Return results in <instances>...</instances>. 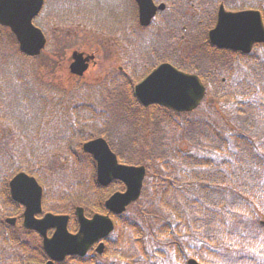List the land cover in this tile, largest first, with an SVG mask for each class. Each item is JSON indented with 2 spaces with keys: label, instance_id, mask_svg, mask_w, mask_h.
<instances>
[{
  "label": "trees",
  "instance_id": "obj_1",
  "mask_svg": "<svg viewBox=\"0 0 264 264\" xmlns=\"http://www.w3.org/2000/svg\"><path fill=\"white\" fill-rule=\"evenodd\" d=\"M220 2L230 5L233 11H264L260 0H194L199 11L197 29L191 28L184 13L182 19L174 16L176 22L162 27L174 41L179 39L177 34L186 32V36L182 34L186 44H199L198 61L189 65L188 55L179 62L180 68L195 72L210 85L199 109L176 113L160 106L142 107L132 97L127 81H123L126 99L119 103L117 127L104 117L96 131L87 132L86 126L97 123L98 111L91 103L72 109L75 121L68 128L71 142L103 137L125 163L144 164L148 171L145 191L153 198L157 196L158 205L164 209L161 213L166 215L157 216L151 207L146 211L139 208L131 219L119 221L122 238L108 240L103 255L68 258L61 264H109L102 260L112 258L120 260V264H138L134 259L139 257L155 264L170 250L176 257L191 255L202 264H220L218 260L245 264L239 250L253 243L247 232L261 229L254 211L264 213V45L255 46L249 55L211 47L206 32L214 23ZM187 5L181 0L168 3L169 8L182 9ZM219 108L225 110V116H217ZM126 133L132 136L127 138ZM127 141L133 148H141L142 155L133 157L124 147ZM78 149L77 144L66 147L73 156ZM15 168L38 174L39 179L44 172L38 163ZM10 169L8 173L13 172ZM56 210L64 211L63 207ZM147 216L155 219L147 227L149 234L144 239V226L139 221ZM184 240L199 245H194L192 251ZM202 244L214 246L208 249ZM229 248L237 254H228ZM43 259L39 252L34 263L40 264ZM258 260L251 264H264V260Z\"/></svg>",
  "mask_w": 264,
  "mask_h": 264
},
{
  "label": "rangeland",
  "instance_id": "obj_2",
  "mask_svg": "<svg viewBox=\"0 0 264 264\" xmlns=\"http://www.w3.org/2000/svg\"><path fill=\"white\" fill-rule=\"evenodd\" d=\"M166 1L171 2L173 0ZM250 1L254 2V0ZM260 1L264 2V0ZM64 5L67 9L64 8ZM48 7L49 13L47 17L50 20L53 19L54 21L52 22L54 23L44 20L45 18L41 20L46 25L40 21L42 23L41 28L45 31L47 37V47L37 62V73L35 69L36 76L40 81L39 83L45 87H49L47 91L43 88H38L32 81L34 79L32 60L19 55L15 49V45L10 41L5 43L0 42V96L2 97L0 98V115L5 118L3 119L0 116L2 118L0 122L4 123L5 131H15L18 141L17 152L22 157V162L16 158L15 140H11V138L2 133L4 131L1 123L0 144L2 148L0 147V152L6 154L8 159H13L12 166L17 164L28 166L38 163L44 169V173L53 187L57 190L54 191L57 202L58 196L67 195L68 190L64 188L67 184L71 187V193L82 192L87 194L84 191L86 189L84 185L82 183L78 185L80 183L78 178L84 179L87 184L90 180V175L86 165L82 169H78V164L71 163L72 153L69 155L64 153L67 150L59 143L60 137L55 133L54 128L59 127L61 123H67L64 120V113L65 115L67 114L66 117L69 120L68 106L72 109L76 102L79 105L86 100L92 102L96 107L99 106V109H105L114 127L119 125L121 113L119 103H123L126 96L124 93L119 92L105 98V94H108L112 89L111 80L108 78L118 75V67L124 65L117 55L123 58V53H121L122 46L118 43H124L126 34L129 39L132 38L134 40L131 56L148 51L149 48H162L165 43H168L169 47L172 48L171 51L175 52L177 50V52H181L182 50L185 59L188 55L195 56L198 53L197 47L199 44H186L184 37L182 40L171 42L170 38L173 37L170 35H167L166 38L162 36L160 28L154 34L141 32L139 35L136 34L135 37L133 30L130 28L132 26L129 24L134 9L132 0H99V7L98 0H48ZM225 7L229 9L230 5L225 4ZM180 8L174 10L173 15L182 19L181 17L184 13L189 18L187 20H190L195 27L191 28L193 30L197 29L196 25L200 22L197 20L198 10L196 5L191 2L185 8ZM260 11L264 15L263 9ZM70 13L78 14V18L71 16ZM81 18L92 21V26L99 28V33L104 30L109 31L113 35L119 33L117 36L119 41L117 42L116 38H109L105 34H99V37H97V34L83 27L77 20L74 22H64L75 19L82 21ZM191 23L190 25H192ZM162 24L163 22L160 26ZM180 25L182 26V23ZM162 33H164V30ZM182 34L186 36V32ZM182 34H177L176 36L180 38ZM123 48L128 54V49L124 46ZM74 51L94 54L95 56L96 65H91L81 80L73 77L69 78L67 71L68 59ZM94 84H99V87L94 86ZM50 88H55L56 90L53 91ZM41 94L45 95L47 101L43 100ZM63 94L68 97L67 100L70 97L69 103L65 106L61 104L62 101H60L59 96ZM45 109L46 113L44 114ZM206 109L207 106L204 105L202 107L203 112ZM217 110L218 117L225 116L224 109L222 111H220V108ZM226 115L227 119H229V112ZM42 119L46 120L40 124ZM74 121L75 115L71 113V122L69 123H73ZM98 126L99 124L96 122L91 124L89 131H96ZM126 135L127 138H130L132 133H126ZM77 141V139L72 141V146L78 144ZM129 142L127 141V145H124V147L132 153V156L138 157L142 155L141 148H133ZM44 144H48V147L43 146ZM81 165L78 166L81 167ZM8 169L9 166L6 160L0 155V178L7 173ZM87 197V201L89 202L91 199L89 190ZM145 205L155 209L157 216L166 215L161 213L164 209L158 205L157 196L153 198L149 194ZM254 214L259 219H262L264 216V213L258 211H254ZM131 215L133 216L134 213ZM154 219V217L147 218L144 223H153ZM252 233H256L255 236ZM247 234L248 238L253 239L252 253L258 255L264 252V236L262 232L258 230L254 232L249 231ZM182 236L188 240L186 234ZM146 237L147 235L144 234V239ZM141 238H143L142 235ZM211 245L214 246V244ZM200 246L208 249L211 247L213 249L209 244H202ZM157 247L159 248L160 244ZM241 254H245V251H241ZM262 257L264 258V255ZM157 264H185V262L181 259L177 260L174 251L170 250ZM220 264H234V262L220 261Z\"/></svg>",
  "mask_w": 264,
  "mask_h": 264
},
{
  "label": "water",
  "instance_id": "obj_3",
  "mask_svg": "<svg viewBox=\"0 0 264 264\" xmlns=\"http://www.w3.org/2000/svg\"><path fill=\"white\" fill-rule=\"evenodd\" d=\"M136 1L139 4L141 23L146 24L154 12L152 1ZM41 4L42 0H0V23L12 28L21 50L29 55L38 54L45 42L42 33L31 25V19L39 11ZM208 40L219 49L249 53L254 44L264 43V26L260 13L254 10L225 12L220 7L215 27L208 32ZM77 68L81 72L84 67ZM204 94L205 89L199 78L179 72L168 64L153 70L134 87L135 97L144 106L159 104L178 112L195 109ZM83 150L97 161L99 183L106 184L112 179H117L125 184L124 193L115 194L106 202L110 211L122 212L125 206L139 197L144 168L119 165L115 155L102 139L85 143ZM24 181L35 183L24 174L18 175L12 183L21 186ZM19 200L24 201L23 198ZM39 211V204L35 205L34 210L28 211L25 225L35 228L43 236V248L50 258L46 264H54V261H61L67 255H84L93 242L107 235L112 229L106 218L94 216L92 220L79 219V232L71 235L66 229V217L47 215L42 221L32 222V212ZM262 225L264 226V220ZM48 226L56 228L51 239L45 236Z\"/></svg>",
  "mask_w": 264,
  "mask_h": 264
},
{
  "label": "flooded vegetation",
  "instance_id": "obj_4",
  "mask_svg": "<svg viewBox=\"0 0 264 264\" xmlns=\"http://www.w3.org/2000/svg\"><path fill=\"white\" fill-rule=\"evenodd\" d=\"M155 5H159L162 2H157V0H154ZM98 7H99V0H98ZM166 11V7L162 10H157L155 13V17L153 19V21L159 20L162 16V13ZM41 12H39L35 17H33L32 19V23L33 25H37L36 20L40 17ZM137 19H138V23L141 26L140 22H139V14L137 15ZM4 34V36L9 37L12 40L16 41V37L15 35L11 32V30L6 27V26H1L0 25V41L3 40L2 35ZM130 55H128L127 58H123V62L125 65H130L132 66V71L134 74L138 69H142L143 72L140 75H136V77L134 78H130V80L133 79H142L143 77H145L147 74H149L153 68L157 67L158 65L162 64V63H173V62H180L183 60L182 55L178 54V53H170L168 55V51L167 50H150V51H143L142 53H139L138 55L134 54L131 56V51L129 50ZM86 54H83V57ZM94 55V54H91ZM119 56V55H117ZM94 57V56H93ZM120 58V56H119ZM80 59V58H79ZM76 61V62H75ZM81 59L80 61L75 59L73 57V54L70 55L69 59H68V75L69 78H71L72 76V64L75 62V67H79L81 65H85V63H81ZM95 60L93 59L91 62L88 63V66L95 64ZM149 66V67H148ZM77 70V68H75ZM118 70L121 72L122 71V66L118 67ZM130 72V73H131ZM22 189L25 190H29V187L27 186H11L10 185V181L6 184V188L5 191L7 192V196H6V200L3 203L4 206V216H2L3 218L0 219V224L1 227L6 226V232L0 235V238L2 240L5 241V243L7 244L8 248H13V249H22L23 247H26L29 251H30V256L28 257V259H32L35 257V260L38 259V253H39V245L37 244V242H35V244L37 246L34 247V245H32V247L29 245V241H31V239L36 240V237L38 238V235H36L33 231L29 232L25 230V228L23 227V211L24 208L15 200H13L12 198V192H14L13 190H18L21 191ZM47 212V211H45ZM36 217H40L39 215H36ZM77 217L74 214V217H71L69 215V219H68V225L71 226L73 228V230H75V227L77 226ZM52 233V230H48L47 231V235H50ZM26 236V238L28 239L27 242L24 241L23 237L21 236ZM39 239V238H38ZM20 246L22 248H20ZM7 262H5L4 264H22L23 263V258L20 257L18 254H15L13 257H7Z\"/></svg>",
  "mask_w": 264,
  "mask_h": 264
}]
</instances>
